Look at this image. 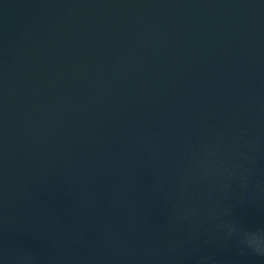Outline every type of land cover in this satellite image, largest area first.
<instances>
[{"label":"water","instance_id":"1","mask_svg":"<svg viewBox=\"0 0 264 264\" xmlns=\"http://www.w3.org/2000/svg\"><path fill=\"white\" fill-rule=\"evenodd\" d=\"M245 231L264 0H0V264H264Z\"/></svg>","mask_w":264,"mask_h":264},{"label":"clouds","instance_id":"2","mask_svg":"<svg viewBox=\"0 0 264 264\" xmlns=\"http://www.w3.org/2000/svg\"><path fill=\"white\" fill-rule=\"evenodd\" d=\"M235 231L233 228H229V235ZM239 242L243 247L248 248L257 255L264 256V236L257 232H242L239 235Z\"/></svg>","mask_w":264,"mask_h":264}]
</instances>
